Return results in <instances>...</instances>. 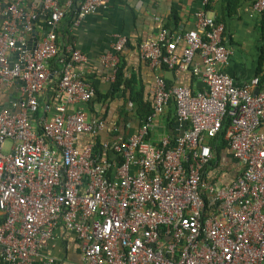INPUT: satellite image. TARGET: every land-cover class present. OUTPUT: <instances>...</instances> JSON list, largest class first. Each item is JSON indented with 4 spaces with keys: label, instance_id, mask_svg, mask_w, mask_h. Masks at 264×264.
Instances as JSON below:
<instances>
[{
    "label": "built area",
    "instance_id": "2783aa9c",
    "mask_svg": "<svg viewBox=\"0 0 264 264\" xmlns=\"http://www.w3.org/2000/svg\"><path fill=\"white\" fill-rule=\"evenodd\" d=\"M26 1L0 4L3 264H35L38 257L60 264L42 254L60 227L74 234L82 264H264V89L236 85L222 71L231 56L224 25L199 11L196 32L160 29L141 43V60L173 71L190 68L204 88L169 87L157 76L151 113L136 132L124 137L112 126L98 150L97 136L107 125L79 107L95 89L73 70L87 57L73 44L60 54L58 31L69 11L77 26L108 0H33L46 30L36 44L37 14ZM253 10L264 19V0H255ZM125 44L116 36L100 57L111 82ZM53 76L54 106L37 118L39 96ZM171 100L176 134L154 145L149 134ZM226 120L223 140L238 170L221 184L209 174L216 160L211 142ZM82 135L89 141L81 144Z\"/></svg>",
    "mask_w": 264,
    "mask_h": 264
},
{
    "label": "crops",
    "instance_id": "0c3cea01",
    "mask_svg": "<svg viewBox=\"0 0 264 264\" xmlns=\"http://www.w3.org/2000/svg\"><path fill=\"white\" fill-rule=\"evenodd\" d=\"M108 0L105 7L87 16L77 26L69 23L66 15L58 31V42L61 45L73 44L87 57L84 65H74V71L80 74L95 89L93 99L79 107L86 112L89 120H104L107 128L97 136L101 142L112 137L109 131L118 126L119 134L129 137L140 125L137 117V104L132 97L138 96L144 103L152 102V89L157 76H162L169 87H187L192 91L204 88L192 75L190 68L184 71L169 70L164 66H151L140 59L138 46L153 38L160 29L170 33L196 32V13L206 11L225 28L224 42L231 56L228 64L222 69L236 85L249 84L252 90L264 89V19L253 10L255 0ZM9 0H0L5 5ZM33 0L26 1V8L36 12L33 21L36 39L40 42L45 35L44 16ZM126 38L123 51L119 54L121 67V86L113 88L116 79L111 82V71L100 63V57L111 50L116 36ZM30 39V40H31ZM183 44H179L181 54ZM194 63L200 65L201 60L195 57ZM58 77L50 78L44 92L39 96L40 109L38 117L47 107L53 108L54 87ZM125 86V87H124ZM14 91V90H12ZM11 92L9 94H13ZM9 94L4 95L2 106L6 108ZM165 114L155 121L148 141L157 144L162 136L174 138L177 121L175 111ZM87 135L81 136V144L89 141ZM215 155V152H214ZM211 168L210 177L221 184H227L235 177L238 165L233 161L229 150L223 148ZM0 212V224L3 222ZM44 256L56 259L60 264H82L79 244L74 234L64 231L61 227L56 231V240L46 242L42 252ZM43 258L38 257L35 264H42ZM0 264H3L0 255Z\"/></svg>",
    "mask_w": 264,
    "mask_h": 264
},
{
    "label": "trees",
    "instance_id": "16d2710c",
    "mask_svg": "<svg viewBox=\"0 0 264 264\" xmlns=\"http://www.w3.org/2000/svg\"><path fill=\"white\" fill-rule=\"evenodd\" d=\"M67 16L69 17L68 18L69 19V23H71V25H72V21H73V18H74L73 12L69 11ZM217 22H220V21L218 20ZM59 45H60V48H61L60 54H63L64 53L63 50H65L64 47L67 46V45H61L60 43H59ZM51 64H52L53 69H56V68L58 69V65L56 64V62H52ZM121 76H122L121 75V67L118 66V71L116 73V82H115L116 84H114V86H113L115 91H116V89L118 90L120 88V86H121V82H122ZM131 102L137 104V106H138L136 115L139 118L140 122L143 121L144 119H146V117L151 113V105L149 103H145V102L143 103L140 97H138V96L132 97ZM169 107H170L169 113L173 114L174 111H175V106H174V101L173 100L170 101ZM37 117H38V115H37ZM226 126H227V120L224 122V125H223V128H222L221 132L211 142L212 149L215 152V156H218V153H220V151L223 148L227 147L225 142H224V140H223ZM101 144H102V142L99 139H97L96 149L99 150L102 147Z\"/></svg>",
    "mask_w": 264,
    "mask_h": 264
},
{
    "label": "rangeland",
    "instance_id": "374dc122",
    "mask_svg": "<svg viewBox=\"0 0 264 264\" xmlns=\"http://www.w3.org/2000/svg\"><path fill=\"white\" fill-rule=\"evenodd\" d=\"M9 145H10V142L7 141V143H6V147H8Z\"/></svg>",
    "mask_w": 264,
    "mask_h": 264
},
{
    "label": "clouds",
    "instance_id": "9594fccd",
    "mask_svg": "<svg viewBox=\"0 0 264 264\" xmlns=\"http://www.w3.org/2000/svg\"><path fill=\"white\" fill-rule=\"evenodd\" d=\"M38 113H39V111L37 112L36 116L38 115ZM42 114H44V112H42ZM42 114H41V115H42ZM41 115H40V116H41ZM40 116H39V117H40ZM37 118H38V117H37Z\"/></svg>",
    "mask_w": 264,
    "mask_h": 264
},
{
    "label": "water",
    "instance_id": "95a60500",
    "mask_svg": "<svg viewBox=\"0 0 264 264\" xmlns=\"http://www.w3.org/2000/svg\"><path fill=\"white\" fill-rule=\"evenodd\" d=\"M33 36H35V32H33ZM36 39V38H35ZM31 43H33V44H35L34 42H31ZM256 93V92H255Z\"/></svg>",
    "mask_w": 264,
    "mask_h": 264
}]
</instances>
